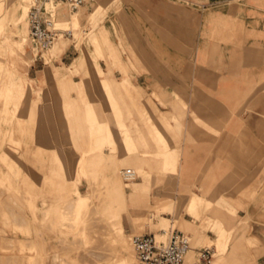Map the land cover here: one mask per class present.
I'll use <instances>...</instances> for the list:
<instances>
[{"label":"rangeland","instance_id":"rangeland-1","mask_svg":"<svg viewBox=\"0 0 264 264\" xmlns=\"http://www.w3.org/2000/svg\"><path fill=\"white\" fill-rule=\"evenodd\" d=\"M128 1L87 0L75 12L61 8L55 22L63 36H57L60 38L52 49L38 53L28 42L25 18L29 0H15L10 5L13 10L9 11L10 6L4 9L0 22V264H133L136 257L132 237L161 233L162 228L166 229L162 239L171 229L189 236L186 263H197L199 251L209 248L213 254L209 264H255L256 238L251 236V222L264 223V132L254 142V177L237 182L228 178L223 185L216 184L212 177L208 185H200V194L210 201L203 208L201 197L191 194L194 185L189 187L179 177L182 143L177 129L168 126L171 120L178 125V115L160 112L161 108L179 112L185 105L178 95L155 81L141 92L112 88L118 108L112 98H106L97 73L90 70L97 59L104 63L102 68L108 75L117 79L121 74L128 75L133 80L134 74L150 73L149 67L136 65L140 57L160 58L164 63L191 59L196 43L193 35L185 34L190 26L186 10H202L207 5L203 7L204 0L176 1L185 11L178 19L184 29L179 32V47L169 49L165 34H147L151 40L140 50L133 40L129 41L140 18L124 13L123 4ZM3 3L7 5V0ZM76 13L74 19L71 15ZM219 26L213 25L211 34L206 35L215 44L226 41L225 35L219 34ZM24 37L27 55L22 59L12 46ZM215 44L211 46L213 54L218 50ZM83 53L85 61L74 70L72 63ZM163 69L173 72L181 65ZM68 77L82 84L72 88ZM148 115L155 123L158 121L167 141L153 126L157 138L150 134ZM119 122L127 125L139 150L137 157L142 158L148 172L142 195L137 189L131 193L140 180L137 166L122 164L112 172L111 157L98 155L100 143L109 145L114 141L109 126L115 140L121 142ZM135 125L139 134L134 131ZM111 150H116L112 143ZM124 154L121 147L119 156ZM213 165L206 173L212 172ZM128 167L137 178L125 184L121 172ZM60 172L72 176L68 178L71 189L79 184V195L63 185ZM115 184L120 185L117 200L123 201L125 196L123 205L113 198L111 186ZM68 202H74V207L66 209ZM250 205L252 210L246 208ZM233 207L239 214L237 218L231 213ZM219 214L229 220L226 227L232 229L228 232L219 230V221L211 219ZM160 215L169 220L160 219ZM248 217L250 227L246 224ZM103 218L109 219L107 224ZM182 219L191 221L195 228L183 229ZM121 222L124 231L118 225ZM243 230L250 236L247 240L241 237ZM108 231L115 236L119 232L120 241L108 246L101 241L90 245L93 236ZM259 243L263 249L262 241ZM90 253L93 258L80 260L79 254Z\"/></svg>","mask_w":264,"mask_h":264},{"label":"crops","instance_id":"crops-1","mask_svg":"<svg viewBox=\"0 0 264 264\" xmlns=\"http://www.w3.org/2000/svg\"><path fill=\"white\" fill-rule=\"evenodd\" d=\"M14 1L7 0V5L4 6V0H0V22L4 18L5 7H9L11 3H15ZM176 1L178 0H129L124 3L123 10L126 15L132 18H140L138 26H134V36L130 37L129 41L133 40V44L142 50L146 43L151 40V38L146 37L147 34H154L155 37L165 34L167 35V47L171 50L177 49L180 44L179 32L184 30L178 25V19L185 11L180 10ZM202 5H204L203 7L207 5V8L197 11L194 9L186 10L190 26L185 34L193 35L196 43L194 56L191 59L185 58L180 63L178 59H171L170 63H164L160 58L140 57L136 65L141 68L149 67L150 73L134 74L132 77L134 82L128 75L121 74L119 79L108 75L102 68L104 63L102 61L97 62V59H95V66L91 67L90 70L99 76L98 81L106 98H112V102L117 106L119 104L113 97L112 88L124 91L133 89L136 92H141L144 86L155 81L168 86L171 91L178 95L185 105L181 107L179 112L175 113L173 109L168 110L167 108H161L160 112H169L172 117L178 115V125L176 126L174 120H171L168 126L177 129L178 141L182 143L178 164L179 177L189 187L194 185V192L191 194L200 196L201 206L207 208L210 201L200 194V185H208L212 177L216 179L215 182L218 185H223L228 178H235L237 182L240 179L254 177V142L258 141L259 135L264 132V0H204ZM10 10H13L12 6L9 8ZM25 22L28 29L26 18ZM198 22L202 24L195 25ZM215 24L220 25L219 34H224L225 37L223 38L226 41L215 44L206 36L211 34L212 26ZM231 35L235 36L232 38ZM220 37L222 38V36ZM158 40L161 41L162 39ZM23 44L24 41L16 42L12 46L16 56L22 57V59L24 55H27ZM214 44L218 45L216 54L211 52V46ZM32 49L36 53L33 47ZM32 61L33 59H30V65ZM84 61V53L80 57H76L72 63L74 70H77V65H81ZM177 65H181V69L175 71L173 69V72L163 69L164 66L173 67ZM71 68V66H67V69L71 70ZM66 80L72 88L80 87L82 84L81 80L75 81L70 77ZM146 122L149 124L150 134L153 137L157 138L152 131V126L166 140L158 121L155 123L148 115ZM109 129L114 139L111 143L115 146L117 154L111 150V143L110 146L100 143L101 151L98 155L102 154L104 158L111 157V163L114 165L112 172L121 167L122 164L137 166L140 172V180L135 183L131 193L137 189L142 195L147 186L146 176H148V172L141 161L142 158L137 157L140 156L137 154L139 151L137 145L133 141L127 125L123 122H119L121 142L115 140L110 126ZM134 131L139 134L137 125H135ZM121 147L125 149L123 156H119ZM105 148L109 149V152H105ZM146 153L145 151L142 152V154ZM212 163H214L212 172L206 173L205 170ZM60 177L63 185H67V189L70 191L69 179L72 176L67 175V173L63 176L60 172ZM76 177L74 176V179ZM204 178L208 179L203 180ZM200 179L202 180L200 181ZM118 186L120 185L111 186V192L115 201L119 205H123L126 202L124 190L123 201H118ZM71 192L76 196L79 195L81 193L79 184H75ZM129 199L131 200V194H129ZM246 208L252 210L253 206L250 205ZM194 209H196L195 206ZM231 213L234 218L239 217L234 207ZM188 215L196 219L195 216L189 213ZM207 217L211 218L210 216ZM159 218L169 220L168 217L161 215ZM211 219L219 221V230L224 229L228 232L232 229L226 227L229 220L223 219L221 214ZM107 220L109 219L103 218L102 221L107 224ZM181 223L183 229L195 228V225L187 219H182ZM119 224L124 231L122 222ZM246 224L250 227L249 217ZM251 234L256 238V244L253 246L256 256L254 263L264 264V247L262 249L259 243L261 240L264 245V223L252 221ZM242 236L246 237L244 240L250 238L249 235H244V230ZM92 238L91 246L97 244L93 243L97 242V239L98 242H103L104 246H108L110 243L119 242L121 235L118 232L115 236L108 231ZM88 255L79 254V258L82 261L84 258L88 260L89 257L93 258L94 256L93 253ZM184 263H186L185 258ZM186 264L190 263L187 262Z\"/></svg>","mask_w":264,"mask_h":264},{"label":"built area","instance_id":"built-area-1","mask_svg":"<svg viewBox=\"0 0 264 264\" xmlns=\"http://www.w3.org/2000/svg\"><path fill=\"white\" fill-rule=\"evenodd\" d=\"M85 0H33L27 15L28 40L37 49V53L47 50L56 40L59 31L53 29V18L47 9L50 5H66L76 10ZM135 178L131 169H126L124 180ZM135 252L134 264H183L190 248V238L182 231L173 229L164 241L158 240L152 233L133 236L131 239ZM213 254L209 248H203L197 255V264H209Z\"/></svg>","mask_w":264,"mask_h":264},{"label":"bare ground","instance_id":"bare-ground-1","mask_svg":"<svg viewBox=\"0 0 264 264\" xmlns=\"http://www.w3.org/2000/svg\"><path fill=\"white\" fill-rule=\"evenodd\" d=\"M32 2H33V0H29V4H28V7H27V10H26V20H27V15H28V11H29V8H30V6H31V4H32ZM82 7V5L80 6V7H78L76 10H71V9H69L66 5H64V4H61V5H57V6H55V5H50V6H47V9L49 10V12L51 13V17L53 18V21H54V24H53V29H55V30H62V29H57V25H58V23L57 22H55V14L57 15V13H58V11L61 9V8H65V9H67L69 12H75V11H77L79 8H81ZM77 13L76 14H74V15H71L74 19H76L77 18ZM27 24H28V21H27ZM73 24V23H72ZM65 31H68L67 29H64ZM59 35H61L60 37H62L63 36V34H59ZM60 37H58V39L56 38V41H54V43L51 45V47H49L47 50H50V49H52L54 46H55V44L57 43V41L59 40V38ZM26 40V38L24 37L23 38V41H25ZM22 42V41H21ZM28 42H29V40H28ZM30 44V43H29ZM24 45V44H23ZM32 46V45H31ZM33 47V46H32ZM34 48V47H33ZM35 49V51H36V53H37V49L36 48H34ZM133 171V170H132ZM125 172H126V169H124L122 172H121V176H122V180H123V182L125 183V184H128V183H130V182H132V181H134V180H136V178H137V175H136V172L134 171V173H135V178L134 179H132V180H130V181H125L124 180V175H125ZM75 200V199H74ZM74 202H68V203H66V209H68V208H71V207H74V204H73ZM77 206H75V208H76ZM90 215V214H89ZM87 219V218H86ZM161 233H156V234H154L155 235V237H160V239H158V240H162V241H164L166 238H164V239H162V237L164 236V233L166 232V229H164V228H162L161 229ZM95 243H99L98 242V239H97V242H95ZM98 245H101V244H98ZM97 246V245H96ZM106 246V245H105ZM99 247V246H98ZM98 247H96L97 249H99L100 250V248H98ZM102 247V246H101ZM104 248V247H103ZM94 250H95V247L93 248ZM99 250H97V251H99ZM134 250V249H133ZM96 251V250H95ZM94 251V252H95ZM109 251V250H108ZM96 254V253H95ZM110 256V255H109ZM136 261V260H135ZM134 264V263H133Z\"/></svg>","mask_w":264,"mask_h":264}]
</instances>
